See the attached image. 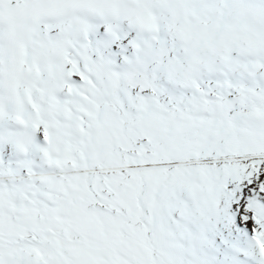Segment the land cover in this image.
<instances>
[{
	"label": "snow or ice",
	"instance_id": "1",
	"mask_svg": "<svg viewBox=\"0 0 264 264\" xmlns=\"http://www.w3.org/2000/svg\"><path fill=\"white\" fill-rule=\"evenodd\" d=\"M0 264H264V0H0Z\"/></svg>",
	"mask_w": 264,
	"mask_h": 264
}]
</instances>
